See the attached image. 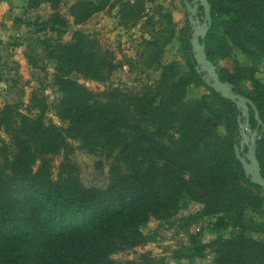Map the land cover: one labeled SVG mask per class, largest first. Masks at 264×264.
<instances>
[{"label": "trees", "instance_id": "obj_1", "mask_svg": "<svg viewBox=\"0 0 264 264\" xmlns=\"http://www.w3.org/2000/svg\"><path fill=\"white\" fill-rule=\"evenodd\" d=\"M66 1L29 0L26 7L33 11L48 4L53 11L46 23L58 39L43 40L42 46L47 59L56 64L54 85L61 99L54 112L65 126L47 123L51 108L38 90L28 104L21 90L18 101L0 108V264H118L114 256L149 243L142 229L151 219L169 220L190 203L202 207V218L216 220L213 230L219 238L209 246L194 239V246L181 257H203L211 249L216 264H264V241L248 236L264 235V222L255 218L264 220V190L246 177L235 152L245 118L198 74L189 21L179 37L187 72L178 63H162L166 47L176 38L175 23L163 14V29L145 41L139 54L147 70L162 71L160 78L151 85L111 88L100 103L74 76L107 83L123 63L115 62L85 32L76 31L71 42H62L70 25L60 13ZM113 1H76L69 16L74 25H84L112 8ZM146 1L123 5L127 23H140ZM208 2L212 16L205 40L208 59L217 66V60L229 59L238 50L251 61L263 60L264 0ZM28 58L37 68V62ZM217 68L222 81L254 103L264 126V84L255 71L238 64L233 71ZM245 82L252 85L248 92L241 86ZM192 85L209 94L189 99ZM250 124L254 130L258 126L252 108ZM72 142L111 162L106 189L82 184L70 160ZM257 158L264 177V129ZM229 230L230 237L225 238ZM128 264L157 263L148 252Z\"/></svg>", "mask_w": 264, "mask_h": 264}, {"label": "rangeland", "instance_id": "obj_2", "mask_svg": "<svg viewBox=\"0 0 264 264\" xmlns=\"http://www.w3.org/2000/svg\"><path fill=\"white\" fill-rule=\"evenodd\" d=\"M79 0H67L60 8V13L69 20V28L66 35L62 37L63 43L72 41V36L76 31H82L96 38L103 50L109 52L115 62L123 63L120 70L116 71L111 80L107 83H97L85 81L82 77L75 75L81 84H84L95 95L100 103L105 102L103 95L111 88H135L143 84H153L156 82L162 71L155 68L147 70L140 61V52L143 50L145 41L152 40V34L160 31L164 27L163 14H168L175 23L176 38L169 44L162 58V63H178L183 72L188 71V67L181 52L180 33L187 25V8L183 0H147L145 3L146 12L139 24L127 23L122 15L123 5L134 3L137 0H114L113 7L95 15L84 25L76 26L73 19L69 16V8ZM10 2V0H0V4ZM12 8V5L10 3ZM53 14L50 5L41 6L37 11L19 13L18 17L6 18V23H11V31L6 39V44L0 48V54L5 60L0 65V108L8 103H15L20 98V91L24 92L22 100L28 104L32 92L40 91L50 105V111L46 115L47 123L64 127L54 112L61 95L54 85V75L56 73V64L47 59L42 46L43 40L58 39L55 32L49 30L48 22ZM204 19L201 11L197 19L202 23ZM151 23H148V21ZM167 24V23H165ZM35 46V47H34ZM1 47V46H0ZM20 51V53H17ZM16 52V53H15ZM29 54L37 62V68L30 65L23 58ZM15 54L22 57L24 64L19 66L13 61ZM10 58H13L12 60ZM129 59L135 60L133 66L128 65ZM137 61V62H136ZM6 64L4 69L3 64ZM9 63V65H7ZM217 66L220 69L226 68L233 71L238 64L243 68H251L255 71L256 79L264 84V59L261 61H251L240 51L235 50L232 57L226 60H217ZM17 66V70H16ZM13 82L18 86L13 87ZM243 91L248 92L252 85L245 82L242 85ZM203 87L192 85L188 89L189 99H198L203 95H208ZM219 131L224 133V129ZM254 131V129H251ZM75 146L70 160L75 167V174L87 188L106 189L111 182L110 164L111 162L103 157L94 156L83 149L80 142H72ZM62 157L56 158L54 162V172L57 174V168ZM202 207L196 203H190L187 208L174 215L169 220L151 219L149 224L142 229L145 236L150 238L149 243L132 251L122 252L113 257L118 264H128L138 261L141 254L151 253L157 264H216L215 254L211 249H207L203 257H193L191 259L181 257L186 248H192V241L196 239L201 245H210L219 238V233L213 230L215 219L202 218L200 213ZM251 216V214H249ZM260 222H264L258 215L255 216ZM230 230L223 236L230 237ZM253 239L264 241V235L249 234ZM196 246V245H195Z\"/></svg>", "mask_w": 264, "mask_h": 264}, {"label": "water", "instance_id": "obj_3", "mask_svg": "<svg viewBox=\"0 0 264 264\" xmlns=\"http://www.w3.org/2000/svg\"><path fill=\"white\" fill-rule=\"evenodd\" d=\"M183 2L187 8L188 21L193 33L191 44L196 70L199 75L204 76L203 80L212 90L233 102L240 110L241 116L245 118L244 122L240 123L241 140L239 145H235L236 157L241 162L246 177L264 190V177L257 158V141L260 139V130L264 129L259 112L250 99L237 93L229 82L221 80L217 66L208 59L205 40L212 25L211 6L208 0H183ZM201 8L204 15L202 23L197 21ZM250 108L254 110L258 122L254 131H251Z\"/></svg>", "mask_w": 264, "mask_h": 264}, {"label": "crops", "instance_id": "obj_4", "mask_svg": "<svg viewBox=\"0 0 264 264\" xmlns=\"http://www.w3.org/2000/svg\"><path fill=\"white\" fill-rule=\"evenodd\" d=\"M29 0H10V2H5V3H1L0 4V48H2L5 44H6V39L11 36L12 34H10L11 29V23H6L7 26L5 27V21L6 18H11V16H13V18L18 17L19 13L25 12L27 11V13H32L33 11H37V10H27V3ZM10 3L12 5V8L10 6ZM47 4H44L43 6H45ZM35 47V46H34ZM16 53V52H15ZM17 53H20V51H18ZM24 56V57H23ZM22 57L25 58V60L28 63L27 60V56H29V54H25ZM22 57H18L16 54L13 58H10L11 60L13 59V61H15L16 63H18L19 66L24 64V61L22 59ZM3 60H5V58H3ZM5 64V63H4ZM7 65H9V63H7ZM6 68V66L4 67V69ZM16 70H17V66H16Z\"/></svg>", "mask_w": 264, "mask_h": 264}]
</instances>
